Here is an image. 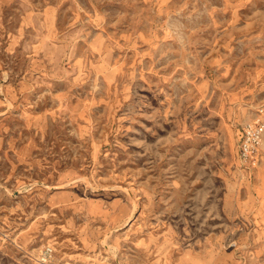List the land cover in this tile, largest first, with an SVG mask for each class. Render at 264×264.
Wrapping results in <instances>:
<instances>
[{
	"label": "rangeland",
	"instance_id": "rangeland-1",
	"mask_svg": "<svg viewBox=\"0 0 264 264\" xmlns=\"http://www.w3.org/2000/svg\"><path fill=\"white\" fill-rule=\"evenodd\" d=\"M259 107L264 0H0V264H264Z\"/></svg>",
	"mask_w": 264,
	"mask_h": 264
},
{
	"label": "built area",
	"instance_id": "built-area-1",
	"mask_svg": "<svg viewBox=\"0 0 264 264\" xmlns=\"http://www.w3.org/2000/svg\"><path fill=\"white\" fill-rule=\"evenodd\" d=\"M264 137V109H256L253 117L242 126L238 141V160L243 167L255 169L259 165ZM51 249L46 248L44 255L49 256Z\"/></svg>",
	"mask_w": 264,
	"mask_h": 264
}]
</instances>
